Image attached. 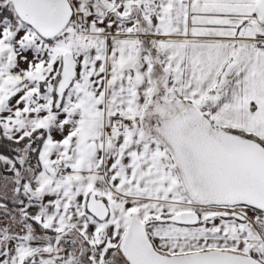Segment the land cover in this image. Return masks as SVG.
<instances>
[{
    "label": "snow or ice",
    "instance_id": "snow-or-ice-1",
    "mask_svg": "<svg viewBox=\"0 0 264 264\" xmlns=\"http://www.w3.org/2000/svg\"><path fill=\"white\" fill-rule=\"evenodd\" d=\"M0 264H264V0H0Z\"/></svg>",
    "mask_w": 264,
    "mask_h": 264
}]
</instances>
